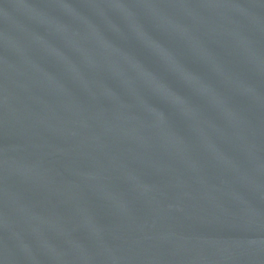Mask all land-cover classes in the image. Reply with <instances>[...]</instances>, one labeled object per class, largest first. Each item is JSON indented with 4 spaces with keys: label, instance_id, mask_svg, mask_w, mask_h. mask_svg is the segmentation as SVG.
<instances>
[{
    "label": "water",
    "instance_id": "water-1",
    "mask_svg": "<svg viewBox=\"0 0 264 264\" xmlns=\"http://www.w3.org/2000/svg\"><path fill=\"white\" fill-rule=\"evenodd\" d=\"M0 264H264V0H0Z\"/></svg>",
    "mask_w": 264,
    "mask_h": 264
}]
</instances>
